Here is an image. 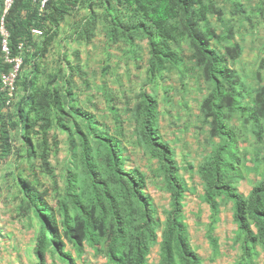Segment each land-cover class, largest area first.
Instances as JSON below:
<instances>
[{
    "label": "trees",
    "instance_id": "trees-1",
    "mask_svg": "<svg viewBox=\"0 0 264 264\" xmlns=\"http://www.w3.org/2000/svg\"><path fill=\"white\" fill-rule=\"evenodd\" d=\"M11 0L3 15L4 27L9 34L12 54L18 42L25 47L36 46L37 38L31 31H42V53L59 36L62 22L71 14L68 4L79 2L88 14L70 25L74 40L90 42L100 28L107 46L121 43L127 51H134L143 40L148 46L147 77L156 83L161 71L183 66L178 48L171 42H186L192 49L191 59L200 70L209 92L201 100L199 110L208 124V137L218 138L211 152L198 165L203 185V200L210 207L211 228L208 239L216 251L218 240L212 227L218 220L216 214L220 201L233 205V220L237 224L236 240H241L242 256L235 264H255L256 245H264V177L257 180L247 196L241 195L234 184L241 177L238 140L252 125L255 136L264 142V85L253 96L243 86L237 72L228 60L235 59L241 47L226 46L224 51L212 45L211 40H224L211 27L201 24L208 21L209 14L221 15L215 0ZM5 0H0V19ZM77 20V19H75ZM1 43V33H0ZM8 68L0 54V72ZM49 73H47L48 76ZM69 90H60L58 82L51 86L43 84L25 97L27 109L21 108L25 127L37 120L40 132L39 157L44 170L49 171L48 132L51 125L61 126L70 133L71 126L65 122L72 111L87 114L69 104ZM4 99L1 98L0 108ZM34 111V117L29 116ZM136 110V106H135ZM136 116L140 122L138 134L147 144L150 156L157 160V173L169 191V208L163 218L157 217L155 206L145 192L144 173L137 168H126L120 151L121 138L117 133L97 132L92 123L82 125L72 120V126L81 139L78 156L68 170L67 194L70 195L75 214L67 213L61 221L65 237L79 250L83 239L90 244H104L109 261L114 264H145L151 242L161 229L160 261L158 264H201V257L189 242L183 220V194L188 186L181 177L179 164L173 148L160 136L157 127V102L148 92L141 93ZM241 122L233 121L234 116ZM83 116V117H84ZM95 124L101 125L99 122ZM0 113V136L7 147V129ZM13 126V125H12ZM87 131H84L83 128ZM98 136L96 145L88 140V134ZM80 172L81 179L77 172ZM35 201L40 231L36 240V264H46V254L52 250L68 264H76L73 257L63 250L56 220L51 216L52 207L44 199ZM65 209V208H64Z\"/></svg>",
    "mask_w": 264,
    "mask_h": 264
},
{
    "label": "rangeland",
    "instance_id": "rangeland-1",
    "mask_svg": "<svg viewBox=\"0 0 264 264\" xmlns=\"http://www.w3.org/2000/svg\"><path fill=\"white\" fill-rule=\"evenodd\" d=\"M215 1L221 15L209 14L208 21L201 25H208L216 34L225 37L224 40H211L217 49L224 51L226 46L232 45L241 47L238 56L228 62L242 85L252 93L251 105L253 96L264 85V0ZM68 4L74 5L69 6L71 14L66 15L59 36L47 46L46 52L42 53L41 35L36 46L26 47L13 104L1 110L8 146H3L4 138L0 136V264L37 263L32 247L40 224L34 203L41 197L52 207L50 214L57 222L59 238L77 264H114L107 258L104 244L91 245L83 239L82 250L78 252L65 237L61 225L66 213L75 214L67 194L68 169L74 163L79 164L81 147V139L72 126L73 119L83 126L92 123L97 132L118 134L122 141L123 164L144 173L145 191L162 219L163 211L169 208L170 194L157 173L156 158L150 156L147 144L140 139L141 120L135 115L144 90L156 99L157 130L173 148L179 173L188 186L182 198L183 220L190 243L202 259L201 264L237 263L242 256V242L236 240L237 224L232 218L231 202L220 201L218 220L212 227L218 239L216 252L207 238L212 223L211 211L203 200V185L197 169L219 139L208 137V124L199 110L210 86L191 59L192 49L184 41L171 42V47L179 49L183 66L180 70L174 67L162 70L158 81L151 83L147 77L149 55L145 40L130 52L121 43L107 46L100 28L90 42L74 40L70 25L84 18L88 11L79 2L69 1ZM54 81L63 92L70 91L68 103L74 108L80 107L87 117L76 111L69 114L66 107L68 118L65 122L71 126L70 133L56 124L47 130L50 165L46 171L39 157L41 146L37 129L41 121L25 127L21 108H28L25 97L30 91L43 84L51 86ZM29 116L34 117L33 110ZM241 120L234 116L233 121L240 123ZM245 128L237 144L241 177L234 181L243 196L264 177V142L255 136L252 125ZM83 130L87 131L85 127ZM87 138L93 146L99 139L94 132ZM77 174L81 179L79 171ZM220 225L223 228L219 230ZM160 242L161 229L151 243L146 264H157ZM256 251L255 264H264V245L257 244ZM46 264L67 263L52 250V254L47 253Z\"/></svg>",
    "mask_w": 264,
    "mask_h": 264
},
{
    "label": "clouds",
    "instance_id": "clouds-1",
    "mask_svg": "<svg viewBox=\"0 0 264 264\" xmlns=\"http://www.w3.org/2000/svg\"><path fill=\"white\" fill-rule=\"evenodd\" d=\"M44 1L45 0H42L41 1V6H43V4H44ZM5 2H6V0H5ZM4 2V3H5ZM5 5V4H4ZM10 5H8L7 6V4L5 5V8H4V11H3V13H2V16H1V19H0V25H1V21H3V15H4V13L6 12V10L8 9V7H9ZM3 26H4V23H3ZM5 28V27H4ZM6 30V29H5ZM33 30H38V31H40V33H37V32H35V31H33ZM7 31V30H6ZM31 31H32V33L36 36V37H38V36H40L41 34H42V31L40 30V29H38V28H32L31 29ZM0 33H1V31H0ZM8 33V32H7ZM2 39H3V35H2V33H1V43H0V54H1V58H2V61H3V63L4 64H6L7 66H8V68L5 70V71H1L0 72V92H1V98L2 99H4V102L2 103V106H1V108H0V113H1V110L2 109H5V108H8V107H10L12 104H13V100H14V97H15V95H16V80H17V76H18V72H19V69H20V67H21V65H22V63H23V60H24V56H25V49H26V47H25V44L23 43V42H18V44H17V46H16V52L14 53V54H12V52H11V49H10V44H9V34H8V37H7V45H8V58H10V59H13V58H16V57H18L19 59H20V62H19V64H18V67H17V71H16V75H15V80H14V83H13V85H14V90H13V93H12V95L11 96H9V95H7L6 94V92H5V90H3L2 89V87H3V85H2V80H1V75L2 74H4V73H8L12 68H13V66L15 65V60H12V61H9V60H6V58H5V54H4V52L2 51V49H1V45H2ZM59 127H61V126H59ZM63 129V128H62ZM2 144H3V142H2ZM69 171V170H68ZM67 175H68V173H67ZM237 188V187H236ZM145 189V188H144ZM238 191V190H237ZM146 192V191H145ZM248 195V194H247ZM246 195V196H247ZM222 200V199H221ZM229 202V201H228ZM232 207H233V205H232ZM220 209V208H219ZM216 216H217V214H216ZM157 217H158V215H157ZM159 218V217H158ZM162 218H163V216H162ZM232 218H233V213H232ZM234 223H235V221H234ZM236 224V223H235ZM160 229V228H159ZM158 229V230H159ZM186 230H187V228H186ZM2 232V230H1V227H0V233ZM188 234V233H187ZM156 238H157V234H156ZM207 238H208V236H207ZM217 238V237H216ZM188 239H189V237H188ZM37 240V239H36ZM61 241H62V239H60ZM209 240V239H208ZM218 240V239H217ZM70 241V240H69ZM71 242V241H70ZM88 242V241H87ZM189 242H190V240H189ZM218 242V241H217ZM62 243H63V250L65 251V252H67V253H69L67 250H66V248L64 247V242L62 241ZM72 243V242H71ZM89 243V242H88ZM152 243V242H151ZM73 244V243H72ZM90 244V243H89ZM160 244H161V242H160ZM191 244V243H190ZM34 246L32 247L33 248V252H34V254H35V247H36V241L34 242V244H33ZM74 245V244H73ZM91 245H94V244H91ZM192 245V244H191ZM74 247L76 248V250L78 251V252H80L81 250H79L75 245H74ZM82 247H83V242H82ZM193 247V246H192ZM217 247H218V244H217ZM216 247V248H217ZM150 248H151V245H150ZM160 248V247H159ZM194 248V247H193ZM195 249V248H194ZM195 251H196V249H195ZM214 251V250H213ZM216 251H217V249H216ZM216 251H214V252H216ZM150 252V251H149ZM197 252V251H196ZM47 253H49V254H52V253H50L49 251L47 252ZM57 253V252H56ZM198 253V252H197ZM70 255H71V253H69ZM149 254V253H148ZM35 256H36V254H35ZM46 256H47V254H46ZM72 256V255H71ZM148 256V255H147ZM200 256V255H199ZM59 257V256H58ZM73 257V256H72ZM37 258V257H36ZM60 258V257H59ZM62 261H64L62 258H60ZM74 259V258H73ZM146 260H147V258H146ZM75 261V260H74ZM159 261H160V255H159V260H158V262H157V264L159 263ZM64 262H66V261H64ZM111 262V261H110ZM201 262H202V259H201ZM67 263V262H66ZM75 263H76V261H75ZM68 264V263H67ZM77 264V263H76ZM146 264V263H145Z\"/></svg>",
    "mask_w": 264,
    "mask_h": 264
},
{
    "label": "built area",
    "instance_id": "built-area-1",
    "mask_svg": "<svg viewBox=\"0 0 264 264\" xmlns=\"http://www.w3.org/2000/svg\"><path fill=\"white\" fill-rule=\"evenodd\" d=\"M10 3H11V0H6L7 6L10 5ZM0 31L3 35L1 49L5 54L4 56L6 60H9V61L15 60V65L13 66V68L8 73H4L1 75V80H2V85H3L2 89L5 90L7 95L11 96L14 90L13 83L15 80V75H16V71H17V67L20 62V59L18 57L13 58V59L8 58V45H7L8 33L3 26V21H1ZM33 31L40 33V31L38 30H33Z\"/></svg>",
    "mask_w": 264,
    "mask_h": 264
},
{
    "label": "crops",
    "instance_id": "crops-1",
    "mask_svg": "<svg viewBox=\"0 0 264 264\" xmlns=\"http://www.w3.org/2000/svg\"><path fill=\"white\" fill-rule=\"evenodd\" d=\"M220 228H223V226L222 225H220V226H218V229L220 230ZM34 246V245H33Z\"/></svg>",
    "mask_w": 264,
    "mask_h": 264
}]
</instances>
